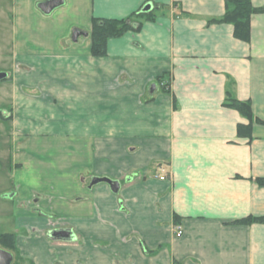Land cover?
<instances>
[{
    "label": "crops",
    "instance_id": "crops-1",
    "mask_svg": "<svg viewBox=\"0 0 264 264\" xmlns=\"http://www.w3.org/2000/svg\"><path fill=\"white\" fill-rule=\"evenodd\" d=\"M41 1L10 0L11 87L0 98L9 115L6 127L0 117V160L13 167L5 197L24 229L25 256L35 264H264V223H234L264 217L256 180L264 178V124L240 136L238 124L249 120L225 105L228 93L249 101L264 121V11L251 16L243 41L232 24L210 22L223 15V0H63L48 14ZM150 2L152 21L109 39L105 56L91 55L93 17H126ZM74 29L85 33L73 37ZM61 229L72 237L51 236Z\"/></svg>",
    "mask_w": 264,
    "mask_h": 264
},
{
    "label": "trees",
    "instance_id": "trees-1",
    "mask_svg": "<svg viewBox=\"0 0 264 264\" xmlns=\"http://www.w3.org/2000/svg\"><path fill=\"white\" fill-rule=\"evenodd\" d=\"M224 13L217 20L210 22L230 23L233 26V35L237 39L248 41L250 38V19L255 13L264 11V6L254 7L250 0H223ZM149 5L148 9L145 6ZM157 5L146 3L140 9L122 18L93 17L91 21V55L102 57L107 54V43L109 39L119 38L128 31L138 32L144 21H152L157 15ZM160 79V76L157 78ZM164 91H168L167 83L162 84ZM226 106L238 110L249 120L248 124L239 123L237 132L240 136L251 138L253 121L264 124V121L255 118L249 101H240L229 93L225 102ZM260 186H264V178L256 179ZM179 217L174 216V223H179ZM237 224L264 223V217H246L236 220ZM0 245L9 251L16 250L15 235L11 232L0 233Z\"/></svg>",
    "mask_w": 264,
    "mask_h": 264
},
{
    "label": "rangeland",
    "instance_id": "rangeland-1",
    "mask_svg": "<svg viewBox=\"0 0 264 264\" xmlns=\"http://www.w3.org/2000/svg\"><path fill=\"white\" fill-rule=\"evenodd\" d=\"M9 4H10V0H0V47L4 49L1 52L0 73H4L5 71L8 72L7 64L11 60L9 59L10 58L9 57V48H10L9 16L11 14V11H9V9L7 10ZM8 78L9 76L5 75L3 79H1L2 81L0 80V98L3 96V93L8 92L9 88L11 87V83H9ZM2 105L4 106L0 105V117L2 119L1 126L6 127V122L3 123V119L5 120L9 117L8 110L5 111L1 109H7L8 107L7 104H2ZM4 137L6 136L2 132V136H0V150L2 146L4 147V144H2V142L5 140L2 139ZM10 146H11V141H9L8 143V148H10ZM5 165L6 163L0 160V233L11 232L14 233L15 235L16 250L11 251L13 253L12 264H35L32 258L25 256V254L22 252V250L20 249L17 243L19 237L24 234V229L23 227H20L18 225L17 214L14 211L11 212V207L8 206L10 205V203L12 204V202H9V198L5 197V195H9L14 192L12 181L11 180L9 182L6 181L9 178L10 170L13 169V167L11 166V169H8V167ZM54 222H56L57 224V223H61L62 221L56 220ZM0 247L3 248V246L1 245Z\"/></svg>",
    "mask_w": 264,
    "mask_h": 264
},
{
    "label": "water",
    "instance_id": "water-1",
    "mask_svg": "<svg viewBox=\"0 0 264 264\" xmlns=\"http://www.w3.org/2000/svg\"><path fill=\"white\" fill-rule=\"evenodd\" d=\"M63 0H44L38 3V8L45 14L50 13L54 8L59 6L62 3ZM149 5L145 6V9H148ZM80 33H85L82 32L79 29H74L73 30V37H76ZM5 76L4 73H0V79ZM150 90H154V84L150 87ZM100 178H95L93 182L99 181ZM109 182L111 188L113 190L118 189V183L116 181L111 182V180L107 179ZM71 232L67 229L65 230H54L51 234V236L54 238H59V239H69L72 237ZM13 261V253L7 249H4L0 247V264H12Z\"/></svg>",
    "mask_w": 264,
    "mask_h": 264
},
{
    "label": "built area",
    "instance_id": "built-area-1",
    "mask_svg": "<svg viewBox=\"0 0 264 264\" xmlns=\"http://www.w3.org/2000/svg\"><path fill=\"white\" fill-rule=\"evenodd\" d=\"M173 232H174L176 237H179V236L182 235L183 230H182V228L179 225H174L173 226Z\"/></svg>",
    "mask_w": 264,
    "mask_h": 264
},
{
    "label": "flooded vegetation",
    "instance_id": "flooded-vegetation-1",
    "mask_svg": "<svg viewBox=\"0 0 264 264\" xmlns=\"http://www.w3.org/2000/svg\"><path fill=\"white\" fill-rule=\"evenodd\" d=\"M62 230V229H61ZM71 234V233H70Z\"/></svg>",
    "mask_w": 264,
    "mask_h": 264
}]
</instances>
